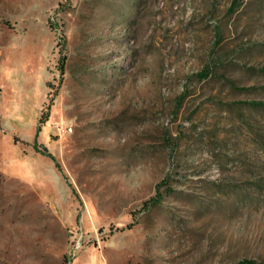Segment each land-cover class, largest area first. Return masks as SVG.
<instances>
[{
    "label": "rangeland",
    "instance_id": "obj_1",
    "mask_svg": "<svg viewBox=\"0 0 264 264\" xmlns=\"http://www.w3.org/2000/svg\"><path fill=\"white\" fill-rule=\"evenodd\" d=\"M241 262L264 264V0H0V264Z\"/></svg>",
    "mask_w": 264,
    "mask_h": 264
},
{
    "label": "built area",
    "instance_id": "obj_2",
    "mask_svg": "<svg viewBox=\"0 0 264 264\" xmlns=\"http://www.w3.org/2000/svg\"><path fill=\"white\" fill-rule=\"evenodd\" d=\"M83 234L84 232L82 229L71 231L69 233L70 235V248L68 252L69 259L74 258L76 252H78L79 250L83 248V243H84Z\"/></svg>",
    "mask_w": 264,
    "mask_h": 264
},
{
    "label": "trees",
    "instance_id": "obj_3",
    "mask_svg": "<svg viewBox=\"0 0 264 264\" xmlns=\"http://www.w3.org/2000/svg\"><path fill=\"white\" fill-rule=\"evenodd\" d=\"M207 74V71H205L204 73H203V75L205 76ZM252 106H261V105H263L262 103H252L251 104ZM239 264H252V262H241V263H239Z\"/></svg>",
    "mask_w": 264,
    "mask_h": 264
}]
</instances>
